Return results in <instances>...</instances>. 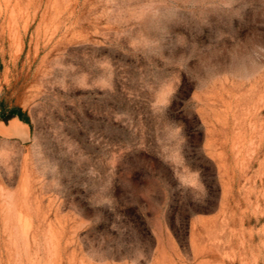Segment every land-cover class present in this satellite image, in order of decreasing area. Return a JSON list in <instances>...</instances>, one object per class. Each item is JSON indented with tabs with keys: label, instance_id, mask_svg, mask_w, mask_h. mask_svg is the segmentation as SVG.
I'll list each match as a JSON object with an SVG mask.
<instances>
[{
	"label": "rangeland",
	"instance_id": "374dc122",
	"mask_svg": "<svg viewBox=\"0 0 264 264\" xmlns=\"http://www.w3.org/2000/svg\"><path fill=\"white\" fill-rule=\"evenodd\" d=\"M171 2L0 0V264H264V0Z\"/></svg>",
	"mask_w": 264,
	"mask_h": 264
},
{
	"label": "clouds",
	"instance_id": "9594fccd",
	"mask_svg": "<svg viewBox=\"0 0 264 264\" xmlns=\"http://www.w3.org/2000/svg\"><path fill=\"white\" fill-rule=\"evenodd\" d=\"M239 0H230V3L226 5L228 8H232L235 3H238ZM195 6L194 0H183V2H178V0H172L171 3L165 5L169 12L175 13L180 11L182 8H186L189 6Z\"/></svg>",
	"mask_w": 264,
	"mask_h": 264
},
{
	"label": "trees",
	"instance_id": "16d2710c",
	"mask_svg": "<svg viewBox=\"0 0 264 264\" xmlns=\"http://www.w3.org/2000/svg\"><path fill=\"white\" fill-rule=\"evenodd\" d=\"M3 115H5V114H2V116ZM6 115H7L8 119L15 117V118H18L24 124H29V119H28L27 115H25V113H23L20 108H11L7 112Z\"/></svg>",
	"mask_w": 264,
	"mask_h": 264
}]
</instances>
